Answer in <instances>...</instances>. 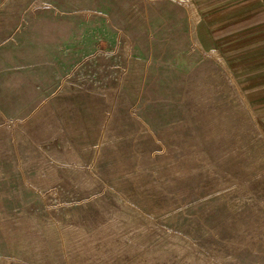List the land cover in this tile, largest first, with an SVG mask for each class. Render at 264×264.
<instances>
[{
    "label": "rangeland",
    "instance_id": "374dc122",
    "mask_svg": "<svg viewBox=\"0 0 264 264\" xmlns=\"http://www.w3.org/2000/svg\"><path fill=\"white\" fill-rule=\"evenodd\" d=\"M24 1L0 7V264H264V54L202 49L193 0Z\"/></svg>",
    "mask_w": 264,
    "mask_h": 264
},
{
    "label": "crops",
    "instance_id": "0c3cea01",
    "mask_svg": "<svg viewBox=\"0 0 264 264\" xmlns=\"http://www.w3.org/2000/svg\"><path fill=\"white\" fill-rule=\"evenodd\" d=\"M20 1L0 0V7L20 8ZM32 1L25 0L24 6ZM193 3L196 7L194 36L202 49L216 50L217 44L227 39L231 55L240 57L257 51L264 54V28H261L264 27V0H193ZM257 73L263 80L260 84L263 91L264 65Z\"/></svg>",
    "mask_w": 264,
    "mask_h": 264
}]
</instances>
